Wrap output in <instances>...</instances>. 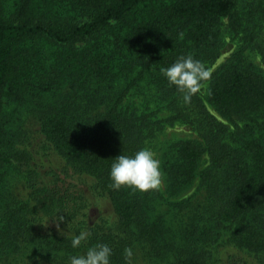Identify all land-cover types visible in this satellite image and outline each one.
Wrapping results in <instances>:
<instances>
[{
	"label": "trees",
	"instance_id": "16d2710c",
	"mask_svg": "<svg viewBox=\"0 0 264 264\" xmlns=\"http://www.w3.org/2000/svg\"><path fill=\"white\" fill-rule=\"evenodd\" d=\"M241 1L0 0V170L13 158L5 137H19L7 112L16 105L37 117L63 163L27 165V201L3 194V203L0 190L4 264L24 247H34L29 264L39 253L69 264L96 244L112 249L111 264H210L226 231L264 259V71L245 54L253 48L264 62V41L245 40ZM225 19L244 45L209 76L206 101L200 92L186 105L160 70L186 55L210 67ZM151 87L198 139L164 151V191L114 190L112 160L160 130L129 99ZM85 229L89 240L73 249Z\"/></svg>",
	"mask_w": 264,
	"mask_h": 264
},
{
	"label": "rangeland",
	"instance_id": "374dc122",
	"mask_svg": "<svg viewBox=\"0 0 264 264\" xmlns=\"http://www.w3.org/2000/svg\"><path fill=\"white\" fill-rule=\"evenodd\" d=\"M237 11L241 16L242 30H245L243 32L245 40L248 39L255 42V40L259 41L261 38L264 41V0L241 1ZM242 37V35L232 31L227 19L223 20L220 27V44L215 45V50L213 49L220 56L215 63L208 67L210 76L241 50L242 45H244ZM58 52L59 50H57ZM245 54L255 65L264 71V62L258 51L253 50V48L247 49ZM208 89L209 83L206 82L205 87L201 90L202 98L205 101L208 96ZM129 99L141 111L154 113V118L160 122V130L147 142V148L152 150L156 158L160 161V171L163 153L170 144L180 140L198 139V134L193 129L182 124L180 121L172 120L174 116L169 110L168 105L157 98L153 88H146L140 95H134ZM208 108L212 114L218 116V113L211 105H208ZM7 112L12 116L13 129H17L19 137L15 140L5 137L6 143L9 142L10 145L14 143V145L11 150L12 161L3 164L4 166L0 170L2 175L0 185V190L3 192L2 202L5 203L7 199L9 200L11 198L27 201L29 193H31L27 184V165L30 163L42 168L53 167L60 169L63 163L60 156L45 143L37 117L29 108L21 107L20 105L10 106L7 107ZM0 125L2 124L0 123ZM10 145L7 144L5 149L8 150ZM207 164L208 158L205 156L201 164V169H204ZM159 187L164 191L165 181L163 175ZM3 194L8 197L6 200ZM1 215L0 212V220ZM229 233L230 231H226L219 244L212 247L213 259L210 264H264V259H256V256L253 254L242 249L239 250L229 243ZM33 248L24 247L21 253L15 251L13 254H10L8 257L9 261H11L10 263L29 264L28 258L31 256ZM2 254L5 253L2 252ZM0 260V264H4L5 257L3 258L0 255ZM37 260L39 262H36V264H52V259L47 254L39 253Z\"/></svg>",
	"mask_w": 264,
	"mask_h": 264
},
{
	"label": "clouds",
	"instance_id": "9594fccd",
	"mask_svg": "<svg viewBox=\"0 0 264 264\" xmlns=\"http://www.w3.org/2000/svg\"><path fill=\"white\" fill-rule=\"evenodd\" d=\"M161 74L169 84L181 94L184 104H190L192 97L200 93L210 76L207 66L192 55L180 56ZM109 171L110 187L114 190L129 188L133 191L148 192L161 184L160 161L155 153L142 148L133 155H120L112 160ZM90 231L81 230L71 237V247L80 249L90 238ZM112 249L107 244L87 247L83 253L69 258V264H111ZM125 256L131 258V249L125 250Z\"/></svg>",
	"mask_w": 264,
	"mask_h": 264
}]
</instances>
